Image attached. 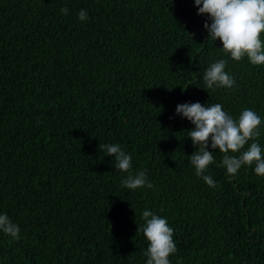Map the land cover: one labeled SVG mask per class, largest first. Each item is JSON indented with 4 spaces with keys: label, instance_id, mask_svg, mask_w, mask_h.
Instances as JSON below:
<instances>
[{
    "label": "trees",
    "instance_id": "obj_1",
    "mask_svg": "<svg viewBox=\"0 0 264 264\" xmlns=\"http://www.w3.org/2000/svg\"><path fill=\"white\" fill-rule=\"evenodd\" d=\"M197 13L194 0H0V214L20 228L18 241L0 232V264H146V209L174 230L170 264H264V176L229 179L217 149L207 185L190 163L195 125L176 114L252 109L264 156V65L232 60ZM219 59L235 84L207 91ZM105 144L154 187H123Z\"/></svg>",
    "mask_w": 264,
    "mask_h": 264
},
{
    "label": "clouds",
    "instance_id": "obj_2",
    "mask_svg": "<svg viewBox=\"0 0 264 264\" xmlns=\"http://www.w3.org/2000/svg\"><path fill=\"white\" fill-rule=\"evenodd\" d=\"M198 7V15L207 14L204 28L208 32L207 40L222 42V50L230 54V58L240 61L247 56L252 65H264V0H194ZM68 13V8L60 10ZM81 21L88 18L87 11L78 12ZM227 61L219 59L211 63L205 70L203 81L204 89L216 88L231 89L235 78L225 71ZM191 83V82H190ZM176 114H182L195 128L189 130L197 151L189 156L196 175L202 177L210 187L217 186L211 175H205L208 166L213 163V152L219 150L223 158L221 164L231 179L242 166H253L254 173L264 176V156L257 141L260 136L261 117L252 109L245 108L238 118L234 119L219 103L201 104L200 102L182 103L176 107ZM211 143L209 144V142ZM249 141L250 146L241 151ZM211 147L212 151L209 150ZM107 156L114 157L115 168L118 171L129 173L121 180V185L132 191L138 188L152 189L154 185L147 180L146 171L131 173L132 156L126 153L119 144L103 145ZM100 150V146H99ZM230 153H239L231 155ZM144 226H138L137 234L142 232L149 242L144 255L146 264H170L169 256L177 252L174 242V230L168 220L157 215L154 211L142 212ZM0 232L10 236L13 240L20 239V228L5 214H0Z\"/></svg>",
    "mask_w": 264,
    "mask_h": 264
}]
</instances>
